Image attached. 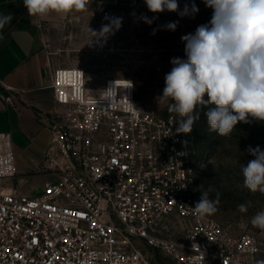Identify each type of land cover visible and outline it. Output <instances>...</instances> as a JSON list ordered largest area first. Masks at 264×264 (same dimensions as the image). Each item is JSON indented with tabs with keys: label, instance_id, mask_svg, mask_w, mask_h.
<instances>
[{
	"label": "built area",
	"instance_id": "obj_1",
	"mask_svg": "<svg viewBox=\"0 0 264 264\" xmlns=\"http://www.w3.org/2000/svg\"><path fill=\"white\" fill-rule=\"evenodd\" d=\"M52 74L58 107L36 110L50 131L42 172L52 178L40 192L21 191L11 134L0 131V264H146L143 246L180 264H264V230L236 234L193 214L200 159L175 114L145 108L134 79L105 68ZM173 217L181 236L165 233Z\"/></svg>",
	"mask_w": 264,
	"mask_h": 264
},
{
	"label": "rangeland",
	"instance_id": "obj_2",
	"mask_svg": "<svg viewBox=\"0 0 264 264\" xmlns=\"http://www.w3.org/2000/svg\"><path fill=\"white\" fill-rule=\"evenodd\" d=\"M177 3L179 11H183L185 5L191 8L193 4L199 11L182 17L179 11L152 13L144 0L123 1L113 7L119 11L115 18H122L120 26L106 36L94 37L89 31L99 33L103 25L115 19L106 20L101 14L91 18L68 16L43 25L49 35L46 44L56 57V68L79 67L95 72L105 68L117 75L129 76L134 79L136 97L142 106L159 114L173 113L168 111L172 101L160 98L165 86L164 77L173 67V58L186 59L185 43L181 37L194 33L200 25L208 24L213 14L203 0H177ZM144 17L152 20V23L144 22ZM169 22H177L175 31L165 27ZM101 52H108V57L97 55ZM197 111L200 118L193 126L195 136L192 139L200 164L193 195L196 198L201 196V186L210 189V199L216 200L219 192L217 211L212 216L236 234L254 231L262 235L263 231L254 227L251 219L264 210V195L252 193L244 187L242 165L246 166L253 159L247 152L249 146L264 149V123L239 122L229 136H220L208 130L204 115L207 109L198 108ZM173 114L181 119L176 113ZM37 172H26L34 175L30 182L34 191H39L42 186L41 175ZM18 179L22 184L24 178ZM240 204L248 206L246 212L239 211ZM182 227V219L173 217L165 233L172 237L181 236ZM143 248L146 264H180L161 250L147 246Z\"/></svg>",
	"mask_w": 264,
	"mask_h": 264
},
{
	"label": "clouds",
	"instance_id": "obj_3",
	"mask_svg": "<svg viewBox=\"0 0 264 264\" xmlns=\"http://www.w3.org/2000/svg\"><path fill=\"white\" fill-rule=\"evenodd\" d=\"M89 2L23 0V5L29 16L43 18L51 13L68 15L86 11ZM203 2L213 10L212 18L208 24L198 26L194 33L181 37L186 59L171 60L173 67L164 77L165 86L160 98L171 100L168 111L181 117L177 134H190L200 118L197 109L206 108L208 130L229 136L239 122L264 123V0ZM144 3L152 13L179 11L177 0H144ZM198 11L195 4L191 8L185 5L179 15H194ZM11 19L10 14H0V29ZM121 20L113 19L110 24L103 25L99 33L89 31L94 37L106 36L113 29L118 30ZM144 22L151 24L152 20L144 17ZM176 26L177 22H169L165 27L175 31ZM127 82L131 87V82ZM115 87L116 81L109 90ZM247 152L253 159L246 166L242 165L244 187L264 195V149L249 146ZM201 189L200 199L192 207L197 219L215 214L219 202V192L213 200L209 198L210 189L203 186ZM247 207L246 204L238 205L240 212H246ZM251 224L264 230V210L252 217ZM193 248L200 253L196 245Z\"/></svg>",
	"mask_w": 264,
	"mask_h": 264
},
{
	"label": "crops",
	"instance_id": "obj_4",
	"mask_svg": "<svg viewBox=\"0 0 264 264\" xmlns=\"http://www.w3.org/2000/svg\"><path fill=\"white\" fill-rule=\"evenodd\" d=\"M123 0H90L87 10L68 15L51 13L43 18L29 16L23 0H0V14L12 19L0 29V131H9L15 154L17 176L23 177L21 191L38 193L52 178L42 172V161L50 141V131L36 110H54L58 107L52 86L53 70L58 66L54 53L48 48L49 35L43 25L68 16L86 18L100 15L107 7ZM4 95H10L11 101ZM40 157H37V154ZM38 170L42 186L30 187L33 176L26 173Z\"/></svg>",
	"mask_w": 264,
	"mask_h": 264
},
{
	"label": "trees",
	"instance_id": "obj_5",
	"mask_svg": "<svg viewBox=\"0 0 264 264\" xmlns=\"http://www.w3.org/2000/svg\"><path fill=\"white\" fill-rule=\"evenodd\" d=\"M195 136V132L194 130L190 133V134H187V140L194 146V141H193V137ZM195 147V146H194ZM196 149V147H195ZM197 150V149H196ZM198 153V151H197Z\"/></svg>",
	"mask_w": 264,
	"mask_h": 264
}]
</instances>
